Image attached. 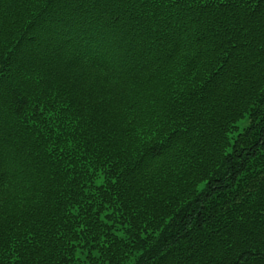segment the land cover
<instances>
[{
    "label": "trees",
    "instance_id": "1",
    "mask_svg": "<svg viewBox=\"0 0 264 264\" xmlns=\"http://www.w3.org/2000/svg\"><path fill=\"white\" fill-rule=\"evenodd\" d=\"M0 264H264V0H0Z\"/></svg>",
    "mask_w": 264,
    "mask_h": 264
},
{
    "label": "rangeland",
    "instance_id": "2",
    "mask_svg": "<svg viewBox=\"0 0 264 264\" xmlns=\"http://www.w3.org/2000/svg\"><path fill=\"white\" fill-rule=\"evenodd\" d=\"M163 82H165V81H163ZM159 84H162V82H160V81H159V82H154V83H153V85H154V86H156V85H158V86H159ZM243 126H245V125H241V124H240V125H238V127H239V130H241V128H242Z\"/></svg>",
    "mask_w": 264,
    "mask_h": 264
}]
</instances>
